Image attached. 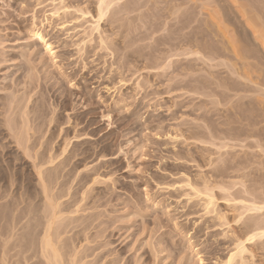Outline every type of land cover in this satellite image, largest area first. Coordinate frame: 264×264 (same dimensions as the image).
Returning a JSON list of instances; mask_svg holds the SVG:
<instances>
[{"label":"rangeland","instance_id":"374dc122","mask_svg":"<svg viewBox=\"0 0 264 264\" xmlns=\"http://www.w3.org/2000/svg\"><path fill=\"white\" fill-rule=\"evenodd\" d=\"M99 1L0 0V99H2L0 101V124L2 123L0 128L4 129L2 130L4 133H0V147H3L0 148V234H4L2 237L5 238L4 242L0 235V247L3 246L0 248V254L3 255L1 252L5 251L6 260L9 259L3 263L46 264L47 259L41 252V239L45 234L43 230L49 227L45 226L48 224L45 219L50 216V205L56 203L55 206L59 204L61 206L56 207L62 213V217L61 213L59 214L60 217L63 218V215L64 218L67 217L63 218L65 223L63 219V223L60 221L58 213L54 218L58 217L57 221L61 224L50 217L48 220L51 219L53 228L55 227L53 235L59 236L54 237L56 241L59 242L60 238H63L60 236L65 235L64 243L61 239L59 246L57 245L58 249L61 248V254H66L64 258L62 257L63 261L66 259L64 264L72 262H77V264H227L231 256L230 264H264V236H262L264 232L259 234L262 228L264 231V108L261 107L264 106V84H261L260 79L257 78L260 75L259 72H249L250 77H253L251 81L244 77L241 79L237 74L233 75L232 72H229L232 70L230 66L228 67L230 64H227V60H224L225 56H223L225 58L218 57L217 62L215 57H213L215 62L212 58L214 50L215 54L217 52L221 54L224 51L226 56L235 57L234 50L230 49L233 46L229 45L228 38L235 36L233 42L236 43L243 41L245 30L248 29L247 31L253 34L251 29L249 30V27L245 26L244 18L246 17L243 12L241 13L243 8L238 6L241 7V11L238 10L239 8L236 9L243 0H239L240 2L236 0L238 4L235 0L234 3L231 0H222L221 2L218 0L215 2L213 0H174L172 2L171 0H115L111 2L109 9H105L101 20L98 18ZM116 1L117 4H115ZM247 1L252 4V8L250 7L252 10L253 8H255L254 10L260 9L263 16L260 13L261 15L259 14L258 17L264 21V10H262L264 9V0ZM204 3L205 5L208 3V5L205 6ZM174 4L179 8V11L176 16L174 14L171 16L169 12H173L172 8H176ZM225 4V9L227 7L231 11L232 8L230 16L226 14L227 9L220 6ZM232 5L235 7L233 8ZM191 8L195 11H192ZM220 8L224 10H220ZM113 10L115 13H112ZM210 11L213 14L208 13ZM168 13L171 19L167 16ZM220 16L224 23H220L221 21L218 20ZM165 18L169 22L173 20L170 22L171 25ZM237 18H240L241 24L246 27L245 29L242 26L245 29L244 32L240 27V34H236L240 29H237L235 23H231L235 21L237 24ZM178 19L185 24L191 19L192 21L199 19L196 21L197 23L192 22L193 26H201L195 27L197 36L194 32L186 35V39L193 37L191 38L192 43L198 41L200 42L198 46L204 44V48L206 44L207 46L211 44V47L206 46L204 48V50L208 48L205 50L206 52L202 50L198 52L199 54L197 52L188 53V50L185 52L184 46L188 43V39L186 40L185 35L184 37L182 35L188 33L191 27H185L184 31L180 30L183 23L181 22V25L179 22V26L176 23L179 21ZM164 20L167 21L168 26L164 25ZM204 20L207 21L210 30L214 32L213 34L220 32H218L219 29L217 30V24L226 26L229 24L228 31H232V35L226 31L228 38H223V42L220 43L221 38L219 41L217 40L219 36L215 38L210 35L211 38L208 34L207 39L204 38L206 34L203 35L200 31L202 30L200 28H206ZM230 26L232 28H229ZM36 32H40L43 38L36 36ZM251 33L249 34L251 35ZM203 39L208 43H204ZM248 39H250L248 40L250 43L253 42L252 45L255 47L250 46L246 41L242 47L247 48L246 45L249 48L253 47L258 57H263L261 58L263 60V44L259 40H255L252 35ZM254 41L257 42H255L257 45ZM184 42L185 45L182 46ZM176 43L178 47L182 46L179 49L183 48L184 53L180 51V55L182 54L180 57L174 55L165 61L160 60L165 50L168 51L174 45L176 48ZM195 46L197 45H194L192 49ZM210 48L214 49L209 52ZM216 50L218 51L216 52ZM207 51L209 54H206ZM186 55L188 56L185 57ZM154 59L157 61L156 63ZM157 59L160 60L161 65ZM171 59L174 61L173 65L168 62ZM186 59L187 61H185ZM166 61L167 64L163 63ZM154 64L162 67L158 69ZM221 64L227 66L222 65L224 66L222 67ZM187 66H192L193 70L200 73L191 71L193 75L190 73L189 77L185 76L183 68ZM238 66L240 67V65ZM153 67L156 68L153 69ZM213 68L215 69L213 70ZM227 68H230L229 71ZM181 73L183 74L181 75ZM180 75L181 77H179ZM226 75L229 77L227 78ZM174 76H176L175 79ZM263 76L262 72L260 77ZM187 77L188 79H185ZM216 77L221 78V80L217 78L221 82L215 79ZM234 77L235 79L239 77L237 82L241 91L249 86L246 88V90L249 89V92L242 91L244 94L242 92L238 94L235 93V90L234 92L232 89L228 90L230 87L226 83L231 84ZM208 78L211 82L208 81ZM222 78L227 81L224 83L228 87L227 90L223 86ZM204 80H207V84H211L210 89L211 87L214 90L216 88L215 92L213 88L209 89L213 91L212 93H216V96L209 94V90L208 92L205 90L206 93L202 90V95L188 90L193 85H203L202 81L206 84ZM244 80L247 81L244 82ZM193 81L194 83H192ZM218 83H222L220 85L224 88ZM249 83L253 85H249ZM6 86L9 87L6 88ZM182 86H185L184 89ZM250 91L252 94H256V92L259 94H256V97ZM220 92L223 93V97L226 98L227 95L229 97L223 98L219 94ZM13 93L14 96L16 94L14 100V103L17 102L16 109L18 108L17 111L21 112L19 114L13 112L18 118L11 115L13 120L11 125L14 124L13 127L16 129L20 128L21 125H25L22 123L24 117H29L30 127L34 126V130L30 129V136H26L25 131L19 135L20 141L22 139L20 146L16 144L15 136H10L12 132L8 133L9 128H6L8 125L3 124L6 123L5 115H2L5 114L4 111L2 112L3 104L8 100L6 94ZM29 94L32 96L31 102L28 105V102L24 101V104L22 100H27ZM218 95L224 99V102ZM230 97H233L232 100L236 98L232 101ZM246 97L249 99L244 100ZM251 97L259 99L255 101V98L251 100ZM228 99L231 100V102L229 100L230 103L228 102L229 105L226 103ZM22 103L24 108H27V103L30 109H26V111H30V114L27 113L28 117L22 115ZM223 103L226 105L224 106ZM254 106L256 107L254 108ZM240 107L241 109H239ZM236 108L239 110L237 111ZM249 108L252 116L248 115L250 114ZM234 109L235 113L242 110L240 113L243 115L238 113L239 117L238 114H234ZM243 109H245L244 112ZM244 117H249L253 121L250 120L249 123ZM52 120L53 122H51ZM254 123L256 124L254 125ZM258 124H260V130ZM238 127L239 129H237ZM31 131H34L33 134ZM229 133H233V135L228 136ZM213 134H215V138L211 137ZM239 134L242 137L244 135L243 138H240L241 143L239 140L231 138ZM248 134L249 140L246 137L245 141L244 138ZM251 134L254 138L251 137ZM200 136L202 137L200 138ZM27 137L30 138L27 139ZM229 137L230 140H227L226 138L229 139ZM26 141L28 146H26ZM242 143L243 145H241ZM17 145L20 149L17 148ZM39 146L42 151L38 148ZM21 147L23 148L21 149ZM26 147L27 149L32 148L31 151L25 150ZM35 150L37 154L34 152ZM24 151L30 155L24 154ZM49 151H52L49 156L55 159L57 157L56 161L47 155ZM32 155H39L35 157L38 158L37 161ZM59 155H62L63 159L61 156L59 159ZM49 158L52 163L54 162L55 167L52 163L50 164ZM248 158L250 159L248 160ZM31 160L36 161L37 168L33 166ZM46 160L49 162L47 163ZM45 163L49 165L45 166V169L41 168L44 175L42 179H48L46 182H48L47 192L49 195L56 196L51 195L53 199H56V201L53 200L55 203L51 201V196V199L46 197V200L49 199L48 203H51L49 206L47 201L44 202V189L40 188L43 187L42 180L40 178L41 181H39L37 175L39 173L38 165L44 166ZM43 169L47 170L43 171ZM10 189L13 191L10 192ZM57 202L61 203L57 204ZM258 204L261 208L256 207ZM43 207H46V210ZM251 208L254 209L250 210ZM11 209L13 210L11 211ZM58 210L57 212H59ZM70 211H74L72 212L74 214ZM69 214L70 216H68ZM44 215L48 216L45 218ZM70 218L74 219L71 221ZM27 223L28 225H26ZM254 223L263 224V226L261 225L260 229H255L259 235L251 238L250 235H253L255 230L250 229L251 233L247 232V234L245 231L249 226L250 228L255 226ZM72 224L73 226H70ZM247 225L249 226L247 227ZM59 229L60 232L65 230L63 232L65 234L61 232L59 235ZM17 234L21 236L20 239ZM11 235L14 239H11ZM58 238L59 240H57ZM5 245H8L9 248ZM20 249L22 250L20 251ZM75 250L79 251V258ZM68 254L70 255L68 256ZM29 255L30 257H28ZM67 256L72 259L69 261ZM74 256L78 258L76 261ZM13 257L17 259L15 260ZM27 260L28 262H26ZM0 264H2V260H0ZM47 264H49L48 261Z\"/></svg>","mask_w":264,"mask_h":264},{"label":"bare ground","instance_id":"6f19581e","mask_svg":"<svg viewBox=\"0 0 264 264\" xmlns=\"http://www.w3.org/2000/svg\"><path fill=\"white\" fill-rule=\"evenodd\" d=\"M113 1H115V0H112V1H111V0H110V1L100 0V1H99V5H98V6H99V8H98V10H99V11H98V12H99V13H98V14H99V17H98V18H99V20H101V18L104 16V11H105V9H109V6H110L111 2H113ZM121 1H122V0H121ZM126 1H127V0H126ZM158 1H159V0H158ZM166 1H167V0H166ZM166 1H165V2H166ZM172 1H174V0H171V2H172ZM211 1H212V0H211ZM213 1L215 2V0H213ZM218 1L221 2L222 0H218ZM227 1H228V0H227ZM227 1H226V2H227ZM231 1H232V3H234V2H233L234 0H231ZM246 1H247V0H246ZM246 1L243 0V2H244V3H243L242 1L240 2V1L238 0V2H240V5H237V8H236V9L239 8L238 10H240L241 7L243 8L244 11H243V10H242V11L240 10V11H241V13L243 12L244 15H245V17H246V18H244L245 21H246V22L244 21V22L246 23L245 26L247 25V28L249 27V30L251 29V31L253 32V34H252L250 31H247L248 29L245 30L246 27H245L244 25L241 24L242 21H241V20H240L241 22L239 21L240 18H239V19L237 18V19H238L237 24H236V22H235V21H236V18H235V21L233 20L234 22H231L232 20L230 21L231 23H235L237 29H240V27H241V28H243V27L245 28V29L243 28V32H244V30H245V32H244V37H243V35H242V37H243V41L239 42V41L237 40L238 42L235 43V41L233 42V40H235V39H234L235 36H234L233 38H232V37H231V38H230V37H229V38L227 37V35H226L227 32H226V31H228V26H229V24H228V26L220 24V23H224V21H223V19H222L221 16L218 18V20H220L221 22H220L219 24H217V25H218L217 30L219 29L218 32L220 31L219 34H216V33L213 34L214 32H213L212 30H210V27H209V25H208V23H207L206 20H204V21H205L204 24L206 25V26H205L206 28H200V29H202V30H200V31L203 33V35L206 34V35L204 36V38H205L206 36L208 37V34H209V36H210V35H213L215 38L219 36V39H217V40L219 41L220 38H221V41H219V43H220V42H223V40H222L223 38H225V37H226L225 39L228 38V39H229V45H230L231 47L233 46V48H230V49H233V50H234V51H233V55L235 54V55H234L235 57H230L231 55L226 56V55L224 54V51H223V53L220 54V53L217 52L218 50H216L217 53L215 54V50H214V51H212V53L214 52L212 58L215 57V58H216V62H217V59H219V58H225V57H226L224 60H225V61L227 60V64H228V63L230 64V65H228V67L230 66V68H231V70H232V71H229L230 68H229V69L227 68L229 72H232L233 75H234V74H237V76H239L241 79L244 77V78L249 79V80L251 81L252 78H253V77H250V76H251V75H250L251 72H255V73H256V72H259L260 75H261L262 72H263V75H264V59L262 60L261 58H263V57H261V58L258 57V55L255 53V49L253 48V47H255V46L252 45L253 42L250 43V42L248 41V40H250V39H248V38L252 35L253 38H255V40H256V39L259 40V41L263 44V46H264V21H262V20L259 19V17H258V15L261 13L260 9L258 8L259 10H258V9L254 10L255 8H253V10H252V9H251V8H252V6H251L252 4H249V3H247V2H249V1H247V2H246ZM119 2H120V1H119ZM151 2H152V1H151ZM188 2H189V1H188ZM194 2H195V1H194ZM208 2H209V1H208ZM219 2H217V3H219ZM235 2H237V1L235 0ZM238 2H237V4H238ZM114 3H115V2H114ZM124 3H125V1H124ZM126 3H127V2H126ZM144 3H145V2H144ZM149 3H150V2H149ZM152 3H153V2H152ZM166 3H167V2H166ZM168 3H169V2H168ZM173 3H174V2H173ZM176 3H177V2H176ZM178 3H179V2H178ZM180 3H181V2H180ZM201 3H202V2H201ZM230 3H231V2H230ZM250 3H251V1H250ZM254 3H255V2H254ZM115 4H117V1H116ZM119 4H121V2H120ZM142 4H143V3H142ZM142 4H139V5H142ZM206 4L208 5V3H206ZM215 4H216V3H215ZM222 4H223V3H222ZM112 5H113V3H112ZM122 5H123V4H122ZM157 5H158V4H157ZM159 5H160V4H159ZM192 5H193V4H192ZM204 5H205V3H204ZM207 5H205V6H207ZM228 5H229V4H228ZM125 6H126V5H125ZM144 6H145V5H144ZM144 6H143V7H144ZM171 6L173 7V5H171ZM195 6H196V4H195ZM218 6H219V4H218ZM220 6H222V7L224 8V7L226 6V4H225L224 6H223V5H220ZM238 6H241V7H238ZM263 6H264V5H263ZM110 7H111V6H110ZM119 7H120V5H119ZM141 7H142V6H141ZM143 7H142V8H143ZM147 7H149V6H147ZM151 7H152V6H151ZM168 7H170V6H168ZM172 7H171V8H172ZM174 7H176V8H172L173 10H171V11H173V12H169V13L171 14V16H174V15L176 16V14H178L179 8H178L175 4H174ZM185 7H186V6H185ZM187 7H188V6H187ZM213 7H214V6H213ZM232 7H233V5H232ZM234 7H235V6H234ZM234 7H233V8H234ZM250 7H251V8H250ZM134 8H135V7H134ZM156 8H157V7H156ZM158 8H159V6H158ZM188 8L190 9V7H188ZM204 8H205V7H204ZM217 8H218V7H217ZM261 8H262V7H261ZM119 9H120V8H119ZM127 9H128V8H127ZM145 9H146V8H145ZM148 9H149V8H148ZM186 9H187V8H186ZM199 9H201V8H199ZM202 9H203V8H202ZM221 9H222V8H220V10H221ZM224 9H225V8H224ZM224 9H222V10H224ZM226 9H227V13H226V14H229V16H230V15L232 14V13H231L232 8H231V11H229L230 9L227 8V7H226ZM226 9H225V10H226ZM228 9H229V10H228ZM110 10H111V9H110ZM120 10H121V9H120ZM122 10H123V8H122ZM124 10H126V9H124ZM132 10H133V9H132ZM143 10H144V9H143ZM154 10H155V9H154ZM157 10H158V9H157ZM162 10H163V9H162ZM191 10H192V8H191ZM191 10H190V11H191ZM193 10L195 11V9H193ZM193 10H192V11H193ZM238 10H237V11H238ZM262 10H264V9H262ZM56 11H57V10H56ZM129 11H131V10H129ZM129 11H128V12H129ZM152 11H153V10H152ZM152 11H151V12H152ZM164 11H165V10H164ZM168 11H169V10L167 9V12H168ZM180 11H181V10H180ZM183 11H184V10H183ZM202 11H203V10H202ZM204 11H207V10L204 9ZM213 11H214V10H213ZM240 11H239V12H240ZM113 12H114V10L112 11V13H113ZM139 12H140V11H139ZM143 12H144V11H143ZM186 12H187V11H186ZM228 12H229V13H228ZM114 13H115V12H114ZM149 13H150V12H149ZM155 13H156V12H155ZM169 13L167 14V16H169ZM190 13H191V12H190ZM197 13H199V12H197ZM208 13L211 14L212 12L210 11V12H208ZM214 13H215V12H214ZM224 13H225V12H224ZM55 14H56V12H55ZM163 14H164V13H163ZM173 14H174V15H173ZM184 14H185V12H184ZM212 14H213V13H212ZM217 14H218V13H217ZM226 14H225V15H226ZM237 14H239V13L237 12ZM261 14H262V13H261ZM261 14H260V15H261ZM141 15H142V14H141ZM153 15H154V14H153ZM156 15H158V14H156ZM165 15H166V14H165ZM182 15H183V14H182ZM185 15H186V14H185ZM187 15H188V14H187ZM221 15H222V12H221ZM242 15H243V14H242ZM246 15H247V16H246ZM139 16H140V14H139ZM183 16H184V15H183ZM183 16H182V17H183ZM211 16H212V15H211ZM211 16H210V17H211ZM229 16H227V18H230ZM234 16H235V14H234ZM234 16H233V18H234ZM236 16H237V15H236ZM262 16H263V14H262ZM262 16H260V17H262ZM191 17H192V16H191ZM191 17H190V18H191ZM194 17H195V15H194ZM196 17H197V16H196ZM198 17H199V16H198ZM224 17H225V16H224ZM243 17H244V16H243ZM142 18H143V17H142ZM155 18H156V16H155ZM163 18H164V17H163ZM163 18H162V19H163ZM167 18H168V17H167ZM169 18L171 19L170 16H169ZM172 18H173V17H172ZM175 18H176V17H175ZM175 18H174V20H175ZM179 18H181V17H179ZM200 18H201V16H200ZM203 18H205V17H203ZM212 18H213V17H212ZM216 18H217V17H216ZM216 18H215V19H216ZM241 18H242V17H241ZM158 19H159V18H158ZM165 19H166V18H165ZM182 19H183V18H182ZM118 20H119V19H118ZM129 20H130V19H129ZM141 20H142V19H141ZM166 20H168V19H166ZM166 20H164V21L166 22V23L164 22V25L167 24V26H168V23H167ZM178 20H179V21H178ZM178 20H177L178 22H176V23H178V25H179V22H180V24L182 25L183 21L180 20V19H178ZM187 20H188V18H187ZM197 20L199 21V19H195V21H192V19H191V21H189L187 24L183 23L182 26L179 25V26H180V30L185 29V27H191L190 31H189L188 33L183 34L182 37H184V35H185V39H186V35H190V34H192V33L195 32V27H197V26H198V27H201L200 25H196V26L194 25V26H193V23H192V22H196ZM207 20H208V19H207ZM225 20H226V18H225ZM229 20H230V19H229ZM142 21H143V20H142ZM155 21H156V20H155ZM162 21H163V20H162ZM162 21H161V22H162ZM172 21H173V20H172ZM172 21H170V22H172ZM200 21H201V20H200ZM202 21H203V20H202ZM202 21H201V22H202ZM209 21H210V20H209ZM226 21H228V19H227ZM130 22H131V20H130ZM132 22H133V21H132ZM168 22H169V20H168ZM170 22H169V23H170ZM181 22H182V23H181ZM213 22H214V21H213ZM230 22H229V23H230ZM239 22H240V23H239ZM244 22H243V24H244ZM133 23H134V22H133ZM196 23H197V22H196ZM216 23H217V21H216ZM216 23H215V24H216ZM226 23H227V22H226ZM226 23H225V24H226ZM231 23H230V24H231ZM130 24H131V23H130ZM174 24H175V23H174ZM188 24H189V26H188ZM211 24H212V23H211ZM131 25H132V24H131ZM134 25H135V24H134ZM150 25H152V24H150ZM159 25H160V24H159ZM159 25H158V26H159ZM170 25H171V23H170ZM217 25H214V26H217ZM221 25H222V26H221ZM120 26H121V25H120ZM128 26H129V25H128ZM128 26H127V27H128ZM154 26H155V24H154ZM174 26H175V25H174ZM223 26H224V28H223ZM231 26H232V25H231ZM231 26H230L229 28H232ZM242 26H243V27H242ZM156 27H157V26H156ZM159 27H160V26H159ZM170 27H171V26H170ZM131 28H132V26H131ZM165 28H166V27H165ZM178 28H179V27H178ZM234 28H235V27H234ZM140 29H141V28H140ZM170 29H171V28H170ZM187 29H189V28H187ZM197 29H198V28H197ZM215 29H216V28H215ZM235 29H236V28H235ZM129 30H130V29H129ZM168 30H169V29H168ZM172 30H173V29H172ZM185 30H186V29H185ZM217 30H216V31H217ZM231 30H232V29H231ZM127 31H128V29H127ZM160 31L162 32L163 30H160ZM164 31H165V30H164ZM183 31H184V30H183ZM187 31H188V30H187ZM200 31H198V32L200 33ZM214 31H215V30H214ZM235 31H237V30H235ZM238 31H239V33H236V34H240L241 29L238 30ZM169 32H170V31H169ZM218 32H217V33H218ZM228 32H229V31H228ZM231 32H232V31H230L229 33H231ZM246 32H247V33H246ZM248 32L251 33V35H250ZM155 33H156V32H155ZM159 33H160V32H159ZM163 33H164V32H163ZM175 33H176V32H175ZM210 33H211V34H210ZM229 33H228V35H229ZM233 33H234V32H233ZM35 34H36V36H38L39 38H43V36L41 35L40 32H36ZM181 34H182V33H181ZM194 34H196V36H197V32H195ZM241 34H242V33H241ZM153 35H154V34H153ZM156 35H157V34H156ZM156 35H155V36H156ZM164 35H165V34H164ZM174 35H175V34H174ZM231 35H232V33H231ZM231 35H229V36H231ZM249 35H250V36H249ZM167 36H168V35H167ZM236 36H238V35H236ZM240 36H241V35H240ZM240 36H238V37H240ZM246 36H247V37H246ZM147 37H148V36H147ZM150 37H151V36H150ZM170 37H171V36H170ZM175 37H176V36H175ZM182 37H181V38H182ZM207 37H206V39H207ZM210 37H211V36H210ZM214 37H213V38H214ZM238 37H237V38H238ZM145 38H146V37H145ZM191 38H193V37H191ZM191 38H190V39L187 38L188 40L186 39V40L188 41V43H186V46H184V49H185L186 51H185L183 48H182L183 51H182V49L180 50L179 47H180L181 45H179V47H178V45H177V43H176V48L174 47V46H175V45H174V46H173L174 48H173V47H170L169 50L167 49L168 51L165 50L166 53L164 52V54H162L163 56H162V59H160V60H164V61H165V60L169 59L170 57H173L174 55H177L178 57H180V56L182 55V54L180 55V53H181V52L184 53V51L187 52V50L189 51L188 53H192V54H193V52H197V53H198L199 51L201 52L202 50H203L204 52H206L205 50H207L208 48L205 49V50H204V48L207 46V44H206L205 47L203 48L204 44H203V46H198V45H199L198 43H200V42H198V41L195 42V41H194L195 43H192V42H191ZM202 38H203V37H202ZM211 38H212V37H211ZM237 38H236V39H237ZM153 39H154V38H153ZM176 39H177V38H176ZM194 39H195V38H194ZM251 39H252V37H251ZM151 40H152V39H151ZM199 40H200V39H199ZM203 40L205 41V39H203ZM210 40H211V39H210ZM152 41H153V40H152ZM245 41H246L247 44H250V46H253V47H251V48H253V49L249 48L248 45H246L248 49H247V48H243V47H244L243 44H244ZM251 41H253V40H251ZM177 42H178V41H177ZM255 42H256V41H254V43H255ZM204 43H208V42L205 41ZM215 43H216V42H215ZM217 43H218V42H217ZM225 43H228V42H225ZM230 43H231V44H230ZM256 43H257V42H256ZM256 43H255V44H256ZM213 44H214V43H213ZM222 44H223V43H222ZM262 44H261V45H262ZM183 45H185V42H184V44H182V46H183ZM194 45H197V46H195V47L192 49V47H193ZM201 45H202V44H201ZM256 45H257V44H256ZM156 46H157V45H156ZM164 46L166 47L165 44H164ZM168 46H169V45H168ZM182 46H181V47H182ZM209 46L211 47V44H210ZM209 46H207V47H209ZM225 46H226V45H225ZM227 46H228V44H227ZM230 46H229V47H230ZM242 46H243V47H242ZM153 47H154V46H153ZM185 47H186V48L188 47V48L186 49ZM196 47H197V49H195ZM201 47H202L203 49H202ZM221 47H223V46H221ZM241 47H242V49H241ZM256 47H257V46H256ZM166 48H167V47H166ZM214 48H215V47H214ZM214 48H213V49H214ZM157 49H158V48H157ZM194 49H195V50H194ZM213 49L210 48V49H209V50H210L209 52H211V50H213ZM216 49H217V48H216ZM218 49H219V48H218ZM227 49H228V48H227ZM257 49H258V48H257ZM223 50H224V48H223ZM225 50H226V49H225ZM258 50H259V49H258ZM180 51H181V52H180ZM221 51H222V50H221ZM221 51H220V52H221ZM226 51H227V50H226ZM209 52L207 51L206 54H209ZM234 52H235V53H234ZM158 53H159V52H158ZM188 53H187V54H188ZM225 53H226V52H225ZM230 53H231V52H230ZM178 54H179V55H178ZM198 54H199V53H198ZM204 54H205V53H204ZM206 54H205V55H206ZM227 54H228V53H227ZM263 54H264V53H263ZM153 55H154V54H153ZM159 55H160V54H159ZM189 55H190V54H189ZM194 55H195V54H194ZM196 55H197V54H196ZM214 55H215V56H214ZM187 56H188V55H186L185 57H187ZM200 56H201V54H200ZM206 56H207V55H206ZM210 56H211V54H210ZM223 56H225V57H223ZM260 56H261V55H260ZM262 56H263V55H262ZM197 57H198V55H197ZM202 57H203V55H202ZM207 57H208V56H207ZM207 57H206V58H207ZM218 57H219V58H218ZM174 58H175V57H174ZM174 58H173V59H174ZM189 58H190V57H189ZM189 58H188V60H189ZM208 58H209V57H208ZM158 59H159V58H158ZM158 59H157V60H158ZM177 59H178V58H177ZM197 59H198V58H197ZM209 59H210V58H209ZM213 59H214V58H213ZM154 60H155V59H154ZM154 60H153V61H154ZM160 60H158V61L160 62ZM221 60H222V59H221ZM175 61H176V60H175ZM185 61H187V59H186ZM209 61H210V60H209ZM147 62H148V61H147ZM156 62H157V61L155 60V63H156ZM168 62L172 63V65H173V63H174V61H172V59H171V61H168ZM182 62H183V61H182ZM188 62H189V61H188ZM204 62H205V61H204ZM214 62H215V59H214ZM220 62H221V61H220ZM220 62H219V63H220ZM163 63H166V64H167V61H166V62H163ZM178 63H179V62H178ZM211 63H212V62H211ZM222 63H223V62H222ZM157 64H158V63H157ZM157 64H154V65L156 66ZM159 64L161 65V62H160ZM175 64H176V63H175ZM189 64H190V63H189ZM209 64H210V63H209ZM217 64H218V63H217ZM168 65L171 66L170 64H168ZM168 65H166V66L168 67ZM211 65H212V64H211ZM218 65H219V64H218ZM222 65H224V64H221V66H222ZM238 65H240V67H239ZM147 66L150 67L149 65H147ZM158 66H159V65L156 66L158 69H159L160 67H162V66H159V67H158ZM208 66H209V65H208ZM216 66H217V65H216ZM224 66L226 67L227 65H224ZM224 66H222V67H224ZM156 67H153V69L156 68ZM164 67H165V65L163 66V68H164ZM178 67H179V66H178ZM191 67H192V66H190V67L187 66L186 68H183V69H184L183 72H185V76H188V74H190L191 71H192V72H195V71H196V70H193V68H191ZM202 67H203V66H202ZM202 67H200V69H202ZM146 68H147V67H146ZM163 68H161V69L163 70ZM206 68H207V67H206ZM218 68H219V67H218ZM218 68H216V69H218ZM220 68H221V67H220ZM158 69H157V70H158ZM161 69H160V70H161ZM164 69H165V68H164ZM214 69H215V68H213V70H214ZM225 69H226V68H225ZM197 70L200 71L199 69H197ZM204 71H205V70H204ZM210 71H212V70H210ZM216 71H217V70H216ZM221 71L223 72V69H222ZM221 71H220V72H221ZM225 71H227V70H225ZM174 72H175V71H174ZM196 72H197V71H196ZM201 72H202V71H201ZM249 72H250V73H249ZM178 73H179V72H178ZM178 73H177V75H178ZM197 73H200V72H197ZM204 73L206 74V72H204ZM218 73H219V72H218ZM232 73H231V75H232ZM179 74H180V73H179ZM182 74H183V73H181V75H182ZM191 74H192V73H191ZM201 74H203V73H201ZM201 74H200V75H201ZM205 74H204V75H205ZM227 74H228V72H227ZM159 75H160V74H159ZM175 75H176V74H175ZM181 75H180L179 77H181ZM192 75H193V74H192ZM192 75H191V76H192ZM207 75H208V74H207ZM257 75H258V74H257ZM260 75H258L257 78L260 79V81H261L260 83H261V84H264V76L261 78ZM183 76H184V75H183ZM221 76H222V75H221ZM175 77H176V76H174V79H175ZM188 77H189V76H188ZM188 77L185 78V79H188ZM196 77H197V76H196ZM198 77H200V76H198ZM206 77H207V76H206ZM212 77H213V76H212ZM226 77L228 78L229 76L226 75ZM235 77H236V76H235ZM235 77H234V79L232 80L233 82H232L231 84H229V82L225 81V80L222 78V82H223V84L227 82L226 85L228 84V87H230V89H228V90L231 91V89H232L233 92H234V90H235V91H236L235 93H238V94L241 93L242 91H244L245 93H246V91L249 92V89L246 90V88L249 87V86H246V88H243V90L241 91V87H240V85H238L239 83L237 82V79H238L239 77L236 78V79H235ZM177 78H178V77H177ZM183 78H184V77H183ZM213 78H214V77H213ZM217 78H218L219 80H221V78H219V77H216L215 79H217ZM230 78H231V77H230ZM198 79H199V78H198ZM218 79H217V80H218ZM225 79H226V78H225ZM177 80H178V79H177ZM191 80H192V78H191ZM219 80H218V81H219ZM223 80H224L225 82H224ZM229 80H231V79H229ZM254 80H255V79H254ZM256 80H257V79H256ZM172 81H173V80H172ZM188 81H190V80H188ZM204 81H206V84H205V82L202 81L201 84L204 83L203 85H200V84H199V85H195V86L193 85V87L191 86L190 89H189L188 87H187V88H188V90H191V91L195 92L196 94L198 93V95H199V94L202 95V94H203V91H204V93H206L205 90L208 92V90L210 89V86H211V84H209V83L207 84V80H204ZM208 81L211 82V81L209 80V78H208ZM214 81H215V80H214ZM239 81H240V80H239ZM245 81H247V80H244V82H245ZM257 81H258V80H257ZM257 81H256V82H257ZM216 82H217V81H216ZM219 82H221V81H219ZM244 82H243V83H244ZM173 83H174V82H173ZM180 83H181V82H180ZM184 83H185V82H184ZM189 83H190V82H189ZM192 83H194V81H193ZM198 83H199V81H198ZM7 84H8V83H7ZM186 84H188V83H186ZM218 84H219V83H218ZM220 84H222V83H220ZM220 84H219V85H220ZM247 84H248V83H247ZM250 84H252V83H249V85H250ZM254 84H255V83H254ZM2 85H3V84H2ZM182 85H183V84H182ZM216 85H217V83H216ZM229 85H230V86H229ZM231 85H232V86H231ZM245 85H246V84H245ZM245 85H243V86H245ZM252 85H253V84H252ZM255 85H256V84H255ZM176 86H177V84H176ZM178 86H179V85H178ZM185 86H186V85H185ZM185 86H184V87H185ZM220 86H222V85H220ZM223 86H225V84H224ZM223 86H222V87H223ZM263 86H264V85H263ZM1 87H2V86H1ZM4 87H5V86H4ZM7 87H9V86H6V88H7ZM12 87H13V86H12ZM184 87L182 86L183 89H184ZM218 87H219V86H218ZM228 87L225 86V90H227L226 88H228ZM251 87H252V86H251ZM253 87H254V86H253ZM256 87H257V86H256ZM2 88H3V87H2ZM179 88H180V87H179ZM212 88H213V87H211L210 90H212ZM223 88H224V87H223ZM4 89H5V88H4ZM4 89H2V90H4ZM9 89H10V88H9ZM13 89H14V88H13ZM244 89H245V90H244ZM250 89H251V88H250ZM261 89H262V88H261ZM5 90H7V89H5ZM202 90H203V91H202ZM210 90H209V94L211 93V95H212V94H214L215 96L217 95L216 93H212L213 91H210ZM213 90H214V88H213ZM219 90H220V89H219ZM253 90H254V89H253ZM255 90H256V89H255ZM255 90H254V91H255ZM263 90H264V89H263ZM8 91H9V90H8ZM10 91H11V90H10ZM200 91H201V93H200ZM215 91H216V88H215L214 92H215ZM217 91H218V90H217ZM257 91H258V90H257ZM0 92H1V91H0ZM13 92H14V91H13ZM188 92H190V91H188ZM188 92H187V93H188ZM221 92H222V91H221ZM221 92L219 93L220 95L223 94V93H221ZM250 92H251V91H250ZM259 92H260V91H259ZM261 92H262V91H261ZM8 93H9V92H8ZM10 93H11V92H10ZM25 93H26V91H25ZM217 93H218V92H217ZM225 93H226V92H225ZM225 93H224V94H225ZM235 93H234V94H235ZM253 93H255V92H253ZM26 94H28V92H27ZM30 94H31V93H30ZM30 94H29V96L27 95V96L29 97V98L27 97V100H22V98H20V99L23 101V103H24V101H27V102H28V105H29V103L31 102V99H30V98L32 97ZM189 94H190V93H189ZM207 94H208V93H207ZM207 94H204V95L207 96ZM209 94H208V96H209ZM228 94H229V93H228ZM231 94H232V93H231ZM238 94H236V96H238ZM242 94H244V93L242 92ZM248 94H249V93H248ZM251 94H252V92H251ZM256 94H259V93L256 92ZM256 94H252V95H255V96L257 97ZM261 94H262V93H261ZM261 94H260V95H261ZM192 95H194V94H192ZM201 95H200V96H201ZM220 95H218V96L220 97ZM245 95H246V94H245ZM245 95H243V96H245ZM3 96H4V95H3ZM15 96H16V94H15ZM15 96H14V93H13V94H8V95L6 94V97H7L8 100L5 99V98H4V99L7 100L8 102H7V101L4 102L3 107H2V109H3L2 112L4 111L5 114H2V113H1V114H2V115H5V117H4V116H3V117H4V119H5V121H6L7 124H6V123H3V124L8 125V126H6V128H9V129H8V130H9L8 133H11V132H12V134H10V136H11V137H12V135L15 136V139H16V140H15V139H14V140H15L16 144H19V146H20V144L22 145V139H21V141H20V136H19V135H20V134H23V132L25 131L24 133H26V136H27V135L30 136V134H29V133H30V129H31V130H34V128H33L34 126H33V127H30V124H29V117H28V115L30 114V111H29V112L26 111V109H27V110L29 109L28 106H27V103H26V107H27V108H24V105H23V103H22V105H23V107H22L23 109H22V110L24 111V109H25L24 112L22 111V115H23V116L27 115L26 117H28V118H25V117H24V120H23V118L21 117L22 120H23L22 123H24L25 125H23V126L21 125V127H20V128H17V129L13 127L14 124L11 125V122L13 121V120L11 119L12 116H13V115L16 116V114H13V112H14V113L18 112V111H17L18 108L16 109V105H15L17 102L14 103V100L16 99ZM24 96H25V94H24ZM212 96H213V95H212ZM218 96H217V97H218ZM227 96H228V95H227ZM227 96H226V98L229 97V96H228V97H227ZM233 96H235V95H233ZM195 97H196V96H195ZM222 97H223V95H222ZM249 97H250V95H249ZM249 97H246L244 100H246L247 98L249 99ZM262 97H263V95H262ZM204 98H206V97H204ZM211 98H212V97H211ZM223 98H225V97H223ZM223 98H222V99H223ZM226 98H225V99H226ZM230 98H231V97H230ZM232 98H233V97H232ZM232 98H231V100H232ZM235 98H236V97H235ZM235 98H234V99H235ZM237 98H238V97H237ZM243 98H244V97H243ZM254 98H255V97H253V98L251 97V100L254 99ZM263 98H264V97H263ZM18 99H19V98H18ZM23 99H24V97H23ZM220 99H221V97H220ZM222 99H221V100H222ZM234 99H233V100H234ZM241 99H242V97H241ZM256 99H257V98H255V101H256ZM258 99H259V98H258ZM258 99H257V100H258ZM1 100H2V99H0V101H1ZM218 100H219V99H218ZM229 100H230V99H228V101L226 102L227 104H228ZM231 100H230V102H231ZM233 100H232V101H233ZM237 100H238V99H237ZM244 100H243V102H244ZM16 101H18V100H16ZM22 101H21V102H22ZM36 101H37V100H36ZM219 101H220V100H219ZM249 101H250V100H249ZM249 101H248V102H249ZM255 101H253V102H255ZM262 101H263V100H262ZM34 102H35V101H34ZM205 102H206V101H205ZM209 102H210V101H209ZM213 102H214V101H213ZM223 102H224V99H223ZM230 102H229V103H230ZM237 102H239V101H237ZM240 102H242V101H240ZM245 102H246V101H245ZM250 102H252V101H250ZM2 103H3V102H2ZM18 103H19V101H18ZM217 103H218V102H217ZM24 104H25V103H24ZM219 104H220V103H219ZM221 104H222V103H221ZM223 104H224V106L226 105L225 103H223ZM235 104H236V103H235ZM239 104H240V103H239ZM242 104H243V103H242ZM256 104H257V103H256ZM263 104H264V102H263ZM263 104H262V105H263ZM17 105H18V104H17ZM20 105H21V104H20ZM20 105H19V108H21ZM34 105H35V104H34ZM38 105H39V104H38ZM214 105H215V103H214ZM216 105H217V104H216ZM228 105H229V104H228ZM243 105H244V104H243ZM249 105H250V104H249ZM251 105H252V103H251ZM258 105H259V104H258ZM222 106H223V105H222ZM231 106H232V105H231ZM238 106H239V105H238ZM238 106H237V107H238ZM260 106H261V104H260ZM260 106H259V107H260ZM17 107H18V106H17ZM31 107H32V106H31ZM33 107H35V106H33ZM201 107H202V106H201ZM206 107H207V106H206ZM213 107H214V106H213ZM228 107H229V106H228ZM232 107H233V106H232ZM235 107H236V105H235ZM255 107H256V106H254V108H255ZM261 107L264 108V106H261ZM202 108H203V107H202ZM229 108H230V107H229ZM242 108H243V107H242ZM244 108H245V107H244ZM251 108H253V107H251ZM32 109H34V108H32ZM37 109H38V108H37ZM239 109H241V107H240ZM239 109H238V110H239ZM0 110H1V109H0ZM14 110H15V111H14ZM20 110H21V109H20ZM29 110H30V109H29ZM38 110H39V109H38ZM236 110H237V108H236ZM238 110H237V111H238ZM246 110H247V109H246ZM251 110H252V109H251ZM253 110H254V109H253ZM261 110H262V109H261ZM226 111L229 112L227 109H226ZM230 111H231V109H230ZM233 111H234V114H236V115H237L238 113L241 114V115H243L242 113H240L242 110H240V112H238V113H235V109H234ZM244 111H245V109H243V112H244ZM249 111H250V108L248 109V112H249ZM20 112H21V111H20ZM20 112H18V114H19ZM32 112H33V111H32ZM38 112H39V111H38ZM38 112H37V113H38ZM206 112H207V111H206ZM210 112H211V109H210L209 113H210ZM255 112H256V111H255ZM257 112H258V111H257ZM262 112H263V111H262ZM27 113H29V114H27ZM43 113H44V112H43ZM245 113L247 114V111H246ZM249 113H250V114H248V115L252 116L251 112H249ZM252 113H253V111H252ZM258 113H259V112H258ZM31 114H32V113H31ZM222 114H223V113H222ZM239 114H238V116H239ZM2 115H1V116H2ZM11 115H12V116H11ZM20 115H21V114H20ZM224 115H225V113H224ZM231 115H232V114H231ZM257 115H258V114H257ZM260 115H261V114H260ZM15 116H14V117H15ZM42 116H43V115H42ZM227 116H228V119H229V118H230V117H229V114H228ZM238 116H237V117H238ZM245 116H246V115H245ZM263 116H264V115H263ZM16 117H17V116H16ZM16 117H15V118H16ZM35 117H36V116H35ZM207 117H208V116H207ZM219 117H220V116H219ZM239 117H240V116H239ZM17 118H18V117H17ZM30 118H31V117H30ZM246 118H247V117H244V119H245L246 121L248 120L249 123H250V120H251V119H250L249 117H248L247 119H246ZM260 118H262V117L260 116ZM203 119H204V118H203ZM234 119H236V118L234 117ZM242 119H243V118H242V116H241V120H242ZM257 119H258V118H257ZM19 120H21V119L19 118ZM33 120H34V117H33ZM44 120H45V119H44ZM221 120H223V119H221ZM261 120H262V119H261ZM5 121H4V122H5ZM14 121H15V120H14ZM204 121H205V120H204ZM206 121H207V120H206ZM248 121H247V122H248ZM252 121H253V120H251V122H252ZM255 121H256L257 123H258V122L260 123V121H257V120H255ZM33 122H34V121H33ZM33 122H32V124H33ZM51 122H53V120H52ZM51 122H50V123H51ZM207 122H208V121H207ZM221 122H222V121H221ZM225 122H226V121H225ZM229 122H231V121H229ZM239 122H241V121H239ZM239 122H238V123H239ZM12 123H13V122H12ZM18 123H19V122H18ZM20 123H21V121H20ZM50 123H49V124H50ZM222 123H224V122H222ZM231 123H232V122H231ZM244 123H245V122H244ZM1 124H2V123H1ZM1 124H0V125H1ZM208 124H209V123H208ZM224 124H225V123H224ZM226 124H227V122H226ZM234 124H235V122H234ZM252 124H253V123H252ZM255 124H256V123H254V125H255ZM263 124H264V123H263ZM16 125H17V124H16ZM40 125H41V124H40ZM206 125H207V124H206ZM238 125H240V124H238ZM243 125H244V124H243ZM247 125H248V127H249V124H247ZM259 125H260V124H258V128H259V130H260ZM1 126H2V125H1ZM19 126H20V125H19ZM38 126H39V124H38ZM209 126H210V125H209ZM209 126H208V127H209ZM223 126H224V125H223ZM250 126L252 127V125H250ZM3 127H4V125H3ZM15 127H16V126H15ZM32 128H33V129H32ZM37 128H38V127H37ZM224 128H225V127H224ZM241 128H242V127H241ZM243 128H244V127H243ZM35 129H36V128H35ZM39 129H40V128H39ZM210 129H211V127H210ZM212 129H213V127H212ZM237 129H239V127H238ZM237 129H236V130H237ZM2 130H4V129L0 128V133L3 132ZM215 130H216V129H215ZM251 130H252V129H251ZM253 130H254V129H253ZM253 130H252V131H253ZM256 130H257V129H256ZM10 131H11V132H10ZM240 131H241V129H240ZM252 131H251V132H252ZM33 132H34V131H33ZM33 132L31 131L32 134H33ZM45 132H46V131H45ZM211 132H213V131H211ZM211 132H210V133H211ZM215 132H216V131H215ZM243 132H244V131H243ZM249 132H250V131H249ZM3 133H4V132H3ZM40 133H41V132H40ZM40 133H39V134H40ZM205 133H206V132H205ZM239 133H240V132H239ZM247 133H248V132H247ZM247 133H246V134H247ZM252 133H253V132H252ZM36 134H37V130H36V133H35L34 135L36 136ZM43 134H44V133H43ZM198 134H199V133H198ZM198 134H197V135H198ZM208 134H209V133H208ZM225 134H226V133H225ZM234 134H235V133H234ZM236 134H238V133H236ZM243 134H244V133H243ZM254 134H255V133H254ZM34 135H33V136H34ZM209 135H210V134H209ZM218 135H219V134H218ZM220 135H223V134H220ZM229 135H233V133H231V134L229 133L228 136H229ZM21 136H22V135H21ZM42 136H43V135H42ZM254 136H256V135H254ZM201 137H202V136H200V138H201ZM211 137L215 138L216 136H215V134H213ZM211 137H210V138H211ZM220 137H221V136H220ZM241 137H242V136H240V134H239V135H234V137H231V138H232L233 140L235 139L236 141L239 140V142H240V141H242V140L240 139ZM243 137H244V135H243ZM243 137H242V138H243ZM246 137H247V139H248V137H250L249 134H248L247 136H245V138H244L245 141H246ZM251 137L254 138V137L252 136V134H251ZM28 138H30V137H27V139H28ZM31 138H32V137H31ZM34 138H35V137H34ZM34 138H33V139H34ZM39 138H40V137H39ZM205 138H206V137H205ZM213 138H212V139H213ZM223 138H225V137L223 136ZM252 138H250V139H252ZM260 138H261V136H260ZM12 139H13V138H12ZM218 139H219V137H218ZM226 139H227V140H230V137H229V139H228V138H226ZM23 140H24V138H23ZM31 140H32V139H31ZM31 140H30V141H31ZM41 140H42V139H41ZM233 140H232V141H233ZM248 140H249V139H248ZM257 140H258V139H257ZM257 140H256V141H257ZM30 141H29V142H30ZM34 141H35V140H34ZM224 141H225V140H224ZM236 141H235V142H236ZM258 141H259V140H258ZM15 142H14V143H15ZM40 142H41V141H40ZM226 142H228V141H226ZM247 142H248V141H247ZM2 143H3V142H2ZM32 143H33V141H32ZM35 143H36V141H35ZM41 143H42V142H41ZM240 143H241V142H240ZM240 143H238V144H240ZM261 143H263V142H261ZM24 144H25V142H24ZM27 144H28V142L26 141V146H28ZM42 144H43V143H42ZM42 144H41V145H42ZM222 144H223V143H222ZM257 144H258V143H257ZM29 145H30V144H29ZM37 145H38V144H37ZM41 145H40V146H41ZM232 145H235V144L232 143ZM232 145H230V146H232ZM241 145H243V143H242ZM245 145H246V142H245ZM40 146L38 147L39 149L41 148ZM225 146H226V145H225ZM228 146H229V145H228ZM23 147H25V146H23ZM23 147H21V149H22ZM33 147H34V144H33ZM42 147H43V146H42ZM66 147H67V146H66ZM244 147H245V146H244ZM257 147H258V146H257ZM263 147H264V145H263ZM0 148H3V147H0ZM15 148H16V147H15ZM17 148H19L18 145H17ZM19 149H20V148H19ZM26 149H27V147L25 148V150H26ZM31 149H32V148L27 149V151H28V150L31 151ZM35 149H37V148L35 147ZM42 149H43V148H42ZM47 149H48V148H47ZM66 149H67V148H66ZM66 149H64V150H66ZM262 149H263V148L261 147V150H262ZM1 150H3V149H1ZM33 150H34V149H33ZM40 150H41V149H40ZM62 150H63V149H62ZM263 150H264V149H263ZM22 151H23V150H22ZM29 151H28V152H29ZM41 151H42V150H41ZM28 152L24 151L23 153H24V154L26 153V154L30 155V153H28ZM34 152L36 153L37 151L35 150ZM50 152L52 153V151H49V154H47L48 156L51 155ZM73 152H74V151H73ZM73 152H72V153H73ZM32 153H33V152H32ZM38 153H39V150H38ZM63 153H64V151H63ZM63 153H62V155H63ZM242 153H243V151H242ZM2 154H3V153H2ZM36 154H37V153H36ZM39 154H40V153H39ZM76 154H77V152H76ZM243 154H244V153H243ZM246 154H247V152H246ZM260 154H261V153H260ZM53 155H54V154H53ZM56 155H57V154H56ZM56 155H55V156H56ZM62 155H59L58 158H59L60 156H61V158H62ZM78 155H79V154H78ZM261 155H263V154H261ZM2 156H3V155H2ZM23 156H25V155H23ZM32 156L34 157V160L36 159V161H37L38 158H35L37 155H35V156L32 155ZM38 156H39V155H38ZM38 156H37V157H38ZM41 156H42V155H41ZM63 156H64V155H63ZM49 157L52 158V156H49ZM259 157H260V156H259ZM31 158H32V157H31ZM71 158H72V157H71ZM32 159H33V158H32ZM49 159H50V158H49ZM52 159H55V158H52ZM59 159H60V158H59ZM62 159H63V158H62ZM246 159H247V157H246ZM249 159H250V158H248V160H249ZM44 160H45V157H44ZM47 160H48V159H47ZM47 160H46V161H47ZM56 160H57V157H56L55 161H56ZM255 160H256V159H255ZM3 161H4V159H3ZM31 161H33V160H31ZM36 161H35V162H36ZM59 161H60V160H59ZM262 161H263V160H262ZM35 162L33 161L32 164H33V166H36V168H37V165H35V164H36ZM48 162H49V161H47V163H48ZM224 162H225V160H224ZM239 162H240V160H239ZM42 163H44V162L42 161ZM51 163H52V160L50 159V164H51ZM53 163H54V162H53ZM53 163H52V164H53ZM237 163H238V162H237ZM241 163H242V162H241ZM245 163H246V162H245ZM251 163H252V162H251ZM262 163H263V162H262ZM37 164H38V163H37ZM45 164H46V163H45ZM45 164H44V166H42L41 164L38 165V169H37V170H38L39 173L37 172V173H38L37 175L39 176V177H38V178H39V181L42 180L41 183H42V186H43V187H40V188H42V189L45 190V192H44V190H43V195H45V196H44V197H45V201H44V202L47 201L46 203H48V200L51 199V197H52L51 195H53V194H50V195H49V192H47V190H48V188H47V183H48V182H46V181H47L48 179H47V180H46V179L44 180V178L42 179V176H44V175L42 174L43 172H42V169H41V168H44L45 166L47 167V165H49V164H46V165H45ZM56 164H57V166H58V163H56ZM243 164H244V163H243ZM246 164H247V163H246ZM258 164H259V163H258ZM260 164H261V163H260ZM40 165H41L42 167H41ZM60 165H61V164H60ZM261 165H262V164H261ZM53 166H54V164H53ZM53 166H52V167H53ZM61 166H62V165H61ZM249 166H250V164H249ZM7 167H8V166H7ZM54 167H55V166H54ZM36 168H35V171H36ZM56 168H57V167H56ZM242 168H243V167H242ZM40 169H41V170H40ZM44 169H45V168H44ZM44 169H43V171H46V170H47V169H46V170H44ZM8 170H9V169H8ZM51 172H52V171H51ZM13 174H14V173H13ZM44 174H45V173H44ZM2 175H3V174H2ZM49 175H50V174H49ZM65 175H66V174H65ZM47 176H48V175H47ZM45 177H46V176H45ZM50 177H51V175H50ZM10 178H11V176H10ZM14 178H15V176H14ZM40 178H41V180H40ZM51 178H52V177H51ZM81 178H82V177H81ZM53 179H54V178H53ZM59 179H60V178H59ZM63 179H64V178H63ZM89 179H90V178H89ZM13 180H14V179H13ZM13 180H12V181H13ZM49 180H50V178H49ZM257 180H258V179H257ZM52 181H53V180H52ZM55 181H56V180H55ZM93 181H94V180H93ZM57 182H58V180H57ZM14 183H15V182H14ZM49 183H50V182H49ZM59 183H60V182H59ZM12 184H13V183H12ZM38 184H39V183H38ZM50 184H51V183H50ZM67 184H68V183H67ZM39 185H40V184H39ZM53 185H54V183H53ZM12 187H13V186H12ZM48 187L50 188V186H48ZM58 187H60V186H58ZM66 187H67V186H66ZM53 188H54V187H53ZM64 188H65V187H64ZM11 189H13V188H11ZM11 189H10V192L13 191V190H11ZM58 189H59V188H58ZM66 189H67V188H66ZM52 190H53V189H52ZM52 190H51V191H52ZM59 190H60V189H59ZM53 191H54V190H53ZM53 191H52V192H53ZM23 192H24V191H23ZM40 192H41V191H40ZM54 192H55V191H54ZM58 192H60V191H58ZM58 192H57V194H58ZM62 192H63V191H62ZM66 192H67V191H66ZM23 195H24V194H23ZM46 195H47V196H46ZM64 195H65V194H64ZM84 195H85V194H84ZM36 196H37V195H36ZM50 196H51V197H50ZM53 196H55V195H53ZM22 197H23V196H22ZM46 197L49 198V199L46 200V199H47ZM55 197H56V196H55ZM24 198H25V197H24ZM60 198H61V197H60ZM5 199H6V196H5ZM11 199H12V198H11ZM11 199H10V200H11ZM54 199H55V198H54ZM54 199H53V197H52L51 201H53ZM16 200H17V199H16ZM29 201H30V200H29ZM32 201H33V200H32ZM35 201H36V200H35ZM54 201H56V199H55ZM54 201H53V203H55ZM58 201H60V200L58 199ZM1 202H3V201H1ZM16 202H17V201H16ZM30 202H31V201H30ZM30 202H29V203H30ZM44 202H43V203H44ZM20 203H21V201H20ZM24 203H25V202H24ZM31 203H32V202H31ZM59 203H61V202H59ZM59 203L57 202V204H59ZM253 203H254V202H253ZM255 203H256V202H255ZM49 204H51V203H48V206H49ZM55 204H56V203H55ZM55 204H51V205H50V208H49V209H50V212H49V213H50V214H49L50 216H49V217H50L51 219L53 218L54 221H57V220H59L58 217H60L59 214H60L61 212L57 209L58 206H60V204L57 205V206H55ZM79 205H80V204H79ZM254 205H255V204H254ZM9 206H10V205H9ZM26 206H27V204H26ZM31 206H32V205H31ZM41 206H42V205H41ZM46 206H47V204H46ZM48 206H47V209H48ZM258 206H259V204H258L256 207H258ZM10 207H11V206H10ZM16 207H17V206H16ZM21 207H22V206H21ZM21 207H20V208H21ZM56 207H57V208H56ZM60 207H61V206H60ZM77 207H79V206H77ZM245 207H246V206H245ZM249 207H250V206H249ZM256 207H255V208H256ZM263 207H264V206H263ZM7 208H8V207H7ZM11 208H12V207H11ZM40 208H41V207H40ZM43 208H44V207H43ZM63 208H64V207H63ZM63 208H61V209H63ZM72 208H73V207H72ZM259 208H261V206H259ZM23 209H24V208H23ZM75 209H76V208H75ZM75 209H74V210H75ZM78 209H79V208H78ZM248 209H249V208H248ZM252 209H254V208H251L250 210H252ZM12 210H13V209H11V211H12ZM16 210H17V209H16ZM20 210H21V209H20ZM44 210H46V207L44 208ZM44 210H43V211H44ZM57 210H58L59 212H57ZM250 210H248V211H250ZM255 210L257 211V208H256ZM258 210H259V209H258ZM33 211L35 212V210H33ZM38 211H39V210H38ZM40 211H41V210H40ZM36 212H37V211H36ZM70 212H71V211H70ZM72 212H74V211H72ZM72 212H71V213H72ZM78 212H79V211H78ZM14 213H15V212H14ZM29 213H30V212H29ZM57 213H58L59 216H58L57 219H56V218H54V217L57 216ZM47 214H48V213H47ZM64 214H65V213H64ZM72 214H74V213H72ZM26 215H27V214H26ZM34 215H35V214H34ZM3 216H4V215H3ZM14 216H15V214H14ZM29 216H31V215H29ZM40 216H41V215H40ZM44 216H45V215H44ZM47 216H48V215H47ZM47 216H45V218H46ZM68 216H70V214H69ZM17 217H18V216H17ZM49 217H48V218H49ZM61 217H62V213H61ZM61 217H60V218H61ZM64 217H65V216L63 215V218H64ZM48 218L45 219L46 222L48 223V224L45 225V226H46V227L49 226V227H48V229L46 228V230H43V231H45V234H43V238L41 237V238H42V239H41L42 241L40 240L41 243H42V244H41V245H42V251H41V252H42V254H43V257H45V258L47 259V260H46V259L44 258V259L46 260V261H45L46 264H47V261H48L49 264H64L63 262H65L66 259H65V261H63V260H64L63 258H64V255H66V254H65V253L63 254V253H62V254H63V256H62V254H61V252H60V251H61V248L58 249V246H59V243H60V240H61V239H63V243H64V239H65L64 237H65V235H64V236L61 235L60 237H63V238H60V240H59V238L57 239V240H59V242L56 241V239H54V237H55V236L59 237V236L56 235V234H55V236L53 235V234H54V228H55V227L53 228L54 225L51 223L52 220L50 219V220H51V221H50V220H48ZM63 218H61V220H60L62 223H63L64 219H66L67 217L64 218V219H63ZM55 219H56V220H55ZM62 219H63V221H62ZM70 219H71V221H72V219H74V218H70ZM42 220H43V219H42ZM47 220H48L50 223H49ZM80 220H81V219H80ZM3 221H4V219H3ZM14 221H15V219H14ZM14 221H13V225H14ZM54 221H53V222H54ZM74 221H75V220H74ZM22 222H23V221H22ZM26 222H27V221H26ZM61 222L59 223V221H57L58 224H61ZM77 222H78V221H77ZM79 222H80V221H79ZM24 223H25V221H24ZM29 223H30V222H29ZM37 223H38V222H37ZM54 223H55V222H54ZM64 223H65V221H64ZM67 223H68V222H67ZM69 223H70V221H69ZM255 223H257V222H255ZM255 223H254V224H255ZM262 223H263V222H262ZM21 224H22V223H21ZM30 224H31V223H30ZM51 224H52V225H51ZM254 224H253V225H254ZM8 225H9V224H8ZM26 225H28V223H27ZM43 225H44V224H43ZM74 225H75V224H74ZM261 225L263 226V224H259V223H258V224H255V226H252V228H250V226L247 225V227L249 226V228H248V229L246 228L247 231H245V229H244V231H245L246 234H247V232L251 233V232L249 231L250 229H252V230H253V229H254V230H255V229H260V228H262ZM10 226H11V225H10ZM14 226H15V225H14ZM39 226H40V225H39ZM59 226H62V225H59ZM68 226H69V225H68ZM70 226H73V224L70 225ZM24 227H25V226H24ZM41 227H42V225H41ZM57 227H58V225H57ZM1 228H2V227H1ZM12 228H13V226H12ZM14 228H16V227H14ZM19 228H20V225H19ZM30 228H31V227H30ZM52 228H53V229H52ZM58 228H59V227H58ZM61 228H62V227H61ZM17 229H18V228H17ZM17 229H16V230H17ZM44 229H45V227H44ZM51 229H52V232H53V233L51 232ZM62 229H63V228H62ZM66 229H67V226H66L65 230H66ZM16 230H14V231H16ZM25 230H27V229H25ZM35 230H36V229H35ZM65 230H64L63 232H65ZM0 231H1V230H0ZM8 231H9V230H8ZM31 231H32V230H31ZM68 231H69V230H68ZM256 231H257V230H255V233H256V234L254 233L253 235H250V236H252L251 238H254L255 236H257V235H259V234L261 235V234H263V232H264V231H263V228H262L261 231L258 230V231H260L259 234H257ZM2 232H3V231H2ZM29 232H30V231H29ZM41 232H42V231H41ZM56 232H58V231H56ZM61 232H62V230H61ZM61 232H60V229H59V235H60ZM63 232H62V234H65V233H63ZM252 232H253V231H252ZM0 233H1V232H0ZM10 233H11V231H10ZM23 233H24V232H23ZM23 233H22V234H23ZM25 233H26V232H25ZM31 233H32V232H31ZM31 233H30V234H31ZM66 233H67V230H66ZM243 233H244V232H243ZM249 233H248V234H249ZM12 234H13V236H14V233H12ZM15 234H16V233H15ZM22 234H21V235H22ZM33 234H34V233H33ZM0 235H1V234H0ZM2 235H4V234H2ZM2 235H1V237H2ZM17 235H18V234H17ZM27 235H28V234H27ZM39 235H40V234H39ZM67 235H68V234H67ZM70 235H71V234H70ZM13 236L11 235V239H14V238H12ZM30 236H31V235H30ZM41 236H42V235H41ZM262 236H264V235H262ZM3 237H4V236H3ZM3 237H2V238H3ZM15 237H17V236H15ZM18 237H19V239H20L21 236L18 235ZM18 237H17V238H18ZM22 237H24V236H22ZM28 237H29V236H28ZM32 237H33V236H32ZM57 237H56V238H57ZM69 237H70V236H69ZM259 237H260V236H259ZM7 238H8V236H7ZM249 238H250V237H249ZM256 238H257V237H256ZM260 238H261V237H260ZM3 239H4V242H5V238H3ZM9 239H10V237H9ZM23 239L26 240L27 238H26V239L23 238ZM7 240H8V239H7ZM7 240H6V241H7ZM8 241H11V240H8ZM12 241H13V240H12ZM33 241H34V240H33ZM36 241H37V240H36ZM76 241H77V240H76ZM2 242H3V241H2ZM24 242H25V241H24ZM38 242H39V240H38ZM67 242H68V241H67ZM9 243H10V242H9ZM13 243H14V242H13ZM16 243H17V241H16ZM22 243H23V241H22ZM36 243H37V242H36ZM61 243H62V242H61ZM63 243H62V246H63ZM3 244H4V243H3ZM23 244H25V243H23ZM38 244H39V243H38ZM65 244H66V243H65ZM81 244H82V243H81ZM25 245H26V244H25ZM34 245H36V244H34ZM34 245H33V246H34ZM57 245H58V246H57ZM66 245H67V244H66ZM69 245H71V243H69ZM1 246H2V245H1ZM5 246H6V245H5ZM20 246H21V243H20ZM20 246H19V247H20ZM22 246H23V245H22ZM60 246H61V245H60ZM73 246H74V245H73ZM73 246H72V247H73ZM80 246H81V245H80ZM2 247H3V246H2ZM2 247H0V248H2ZM6 247H8V245H7ZM6 247H5V249H6ZM29 247H31V246L29 245ZM63 247H64V246H63ZM75 247H76V246H75ZM8 248H9V247H8ZM15 248H16V247H15ZM20 248H21V247H20ZM23 248H24V247H23ZM23 248H22V249H23ZM40 248H41V247H40ZM76 248H77V247H76ZM241 248H242V247H241ZM5 249H4V250H5ZM10 249H11V248H10ZM22 249H20V251H21ZM79 249H80V248H79ZM79 249H78V250H79ZM4 250H3V251H4ZM16 250H18V249H16ZM29 250H30V249H29ZM31 250H32V249H31ZM31 250H30V251H31ZM40 250H41V249H40ZM63 250H64V248H63ZM63 250H62V251H63ZM1 251H2V250H1ZM6 251H7V250H6ZM9 251H10V250H9ZM23 251H26V250H23ZM4 252H5V251H4ZM4 252H1V253H3V255L0 254V255L2 256V257L0 256V257H1L0 260H2V264H6V262L3 263V261H9V259L6 260L7 256H5ZM10 252H11V251H10ZM34 252H35V251H34ZM39 252H40V251H39ZM75 252H77V254H78V258H79V253H78L79 251H76V250H75ZM75 252H74V255H76V257H77V254H76ZM7 253H8V252H7ZM13 253H14V252H13ZM18 253H19V252H18ZM21 253H22V252H21ZM67 253H68V252H67ZM70 253H71V252H70ZM72 254H73V252H72ZM81 254H82V253H81ZM6 255H7V254H6ZM8 255H9V254H8ZM19 255H20V254H19ZM23 255H24V254H23ZM25 255H26V254H25ZM69 255H70V254H68V256H69ZM10 256H11V255H10ZM20 256H21V255H20ZM32 256H34V255H32ZM32 256H31V258H32ZM68 256H67V257H68ZM71 256H72V255H71ZM8 257H9V256H8ZM17 257L20 258L19 256H17ZM28 257H30V255H29ZM41 257H42V256H41ZM62 257H63V258H62ZM65 257H66V256H65ZM74 257H75V256H74ZM74 257H73V258H74ZM76 257H75V259H74L75 261H76V259H78V258H76ZM11 258H12V257H11ZM13 258L15 259V257H13ZM31 258H30V259H31ZM68 258H69V261L72 259V257H71V258L68 257ZM233 258H234V257H233ZM16 259H17V258H16ZM16 259H15V260H16ZM21 259H22V257H21ZM21 259L19 260L20 262H21ZM62 259H63V260H62ZM82 260H83V259H82ZM231 260H232V256L228 259L227 264H228ZM12 261H13V260H12ZM17 261H18V260H17ZM19 261H18V262H19ZM41 261H42V260H41ZM67 261H68V260H67ZM69 261H68V262H69ZM72 261H73V260H72ZM72 261H71V262H72ZM77 261H78V260H77ZM26 262H28V260H27ZM43 262H44V261H43ZM43 262H41V263H43ZM71 262H70V263H71ZM231 262H232V261H231ZM72 263H73V262H72ZM72 263H71V264H72ZM7 264H8V263H7ZM11 264H12V262H11ZM19 264H21V263H19ZM27 264H28V263H27ZM65 264H66V263H65ZM68 264H69V263H68ZM73 264H77V262H76V263L74 262ZM89 264H90V263H89ZM91 264H93V263H91ZM225 264H226V263H225ZM229 264H230V263H229Z\"/></svg>","mask_w":264,"mask_h":264}]
</instances>
